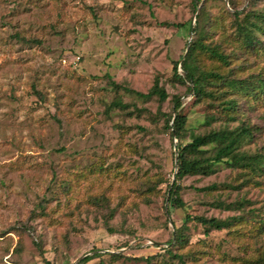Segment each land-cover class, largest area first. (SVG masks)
<instances>
[{
    "label": "rangeland",
    "instance_id": "obj_1",
    "mask_svg": "<svg viewBox=\"0 0 264 264\" xmlns=\"http://www.w3.org/2000/svg\"><path fill=\"white\" fill-rule=\"evenodd\" d=\"M202 1L217 23L214 42L235 22L225 12H234L229 1L264 10V0ZM194 3L0 0V264H78L95 251L104 255L87 264H260L264 176L256 184L224 166L187 177L179 182L185 208L170 204L171 116H187L195 132L250 126L255 139L246 150L264 154V102L240 101V113L227 115L209 100L196 102L174 76V62L185 75ZM156 81L168 94L163 103L111 84L148 93ZM115 101L128 110H109ZM188 216L239 219L206 231ZM179 228L182 248L168 244Z\"/></svg>",
    "mask_w": 264,
    "mask_h": 264
},
{
    "label": "trees",
    "instance_id": "obj_2",
    "mask_svg": "<svg viewBox=\"0 0 264 264\" xmlns=\"http://www.w3.org/2000/svg\"><path fill=\"white\" fill-rule=\"evenodd\" d=\"M194 2V11L196 12L198 8L199 11L195 26L191 27L193 39L181 63L185 75H179L180 63L174 62L173 71L176 79L182 84L190 85L189 90L194 94L196 102L209 100L220 106L222 112L227 115L240 113V101L249 106H254L257 101L264 102V65L260 61V56L264 53V10L252 8L240 10L235 6L234 1H229L234 12L229 9L225 12L233 17L235 22L231 25L230 32L221 34V37L214 42L211 35L217 30L216 20L211 19L202 0H194ZM206 62L211 64L207 66ZM111 84L115 89H123L127 94L135 95L144 102L158 98L159 102L163 103L168 99V94L159 85V81H156L148 93L133 91L116 82ZM172 102L177 112L182 106L181 98L175 96ZM108 108L109 110L113 108L128 110L129 105L122 101H115ZM173 118L171 116L166 121L167 128L176 140L177 154L175 180L168 187L172 206L185 208V203L180 196L182 187L179 182L187 177L214 175L224 166L242 169L250 177L248 179L250 182L260 184L257 179L264 176V154H251L246 150L255 139L252 127L242 124L231 128L230 122H227L219 128L195 132L188 129L187 116L177 113ZM186 138L189 141H186ZM70 191L71 187L64 190L66 194ZM95 202H99V199H95ZM191 219L199 222L206 231H209L231 228L238 223L239 218L221 220L215 217H187V220ZM259 230L264 233V219L260 222ZM173 241L180 248L186 246L187 241L182 228L176 231V239H172L168 244ZM158 246L155 245V247ZM103 255L100 251H95L93 255L81 259L78 264H87ZM183 256L174 255L172 258L183 260ZM260 264H264V256L261 257Z\"/></svg>",
    "mask_w": 264,
    "mask_h": 264
},
{
    "label": "water",
    "instance_id": "obj_3",
    "mask_svg": "<svg viewBox=\"0 0 264 264\" xmlns=\"http://www.w3.org/2000/svg\"><path fill=\"white\" fill-rule=\"evenodd\" d=\"M169 200V197H168V199H167V201Z\"/></svg>",
    "mask_w": 264,
    "mask_h": 264
}]
</instances>
